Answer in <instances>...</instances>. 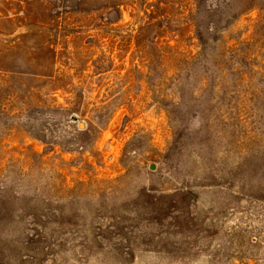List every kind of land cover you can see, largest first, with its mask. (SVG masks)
Returning <instances> with one entry per match:
<instances>
[{"label": "rangeland", "instance_id": "1", "mask_svg": "<svg viewBox=\"0 0 264 264\" xmlns=\"http://www.w3.org/2000/svg\"><path fill=\"white\" fill-rule=\"evenodd\" d=\"M0 264H264V0H0Z\"/></svg>", "mask_w": 264, "mask_h": 264}, {"label": "water", "instance_id": "2", "mask_svg": "<svg viewBox=\"0 0 264 264\" xmlns=\"http://www.w3.org/2000/svg\"><path fill=\"white\" fill-rule=\"evenodd\" d=\"M151 168H154V166L152 165Z\"/></svg>", "mask_w": 264, "mask_h": 264}]
</instances>
